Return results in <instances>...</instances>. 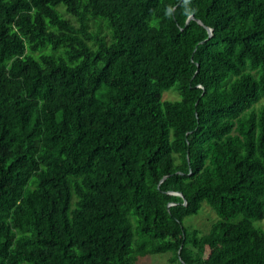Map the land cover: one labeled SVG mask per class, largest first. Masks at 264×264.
I'll list each match as a JSON object with an SVG mask.
<instances>
[{
    "label": "trees",
    "instance_id": "1",
    "mask_svg": "<svg viewBox=\"0 0 264 264\" xmlns=\"http://www.w3.org/2000/svg\"><path fill=\"white\" fill-rule=\"evenodd\" d=\"M263 219L264 0H0V264H264Z\"/></svg>",
    "mask_w": 264,
    "mask_h": 264
},
{
    "label": "rangeland",
    "instance_id": "2",
    "mask_svg": "<svg viewBox=\"0 0 264 264\" xmlns=\"http://www.w3.org/2000/svg\"><path fill=\"white\" fill-rule=\"evenodd\" d=\"M179 94L176 91L168 90L164 94V98L176 99ZM217 219L216 212L206 203H204L203 210L196 216H194L190 223H193L196 227L200 228L203 232L209 230L212 222ZM256 225L264 228V219L262 221H256ZM171 253L164 254H152L144 258H141L136 264H179L177 262L170 261Z\"/></svg>",
    "mask_w": 264,
    "mask_h": 264
},
{
    "label": "water",
    "instance_id": "3",
    "mask_svg": "<svg viewBox=\"0 0 264 264\" xmlns=\"http://www.w3.org/2000/svg\"><path fill=\"white\" fill-rule=\"evenodd\" d=\"M191 19H196L195 16H190L189 19H188V22L191 20ZM199 21V23H201L202 25H205V23L201 20V19H197ZM209 31V37H211L213 35V30L212 28H210L209 26L205 25ZM181 194V193H180Z\"/></svg>",
    "mask_w": 264,
    "mask_h": 264
},
{
    "label": "clouds",
    "instance_id": "4",
    "mask_svg": "<svg viewBox=\"0 0 264 264\" xmlns=\"http://www.w3.org/2000/svg\"><path fill=\"white\" fill-rule=\"evenodd\" d=\"M185 11H186V15H192V13L195 11V9H191L190 11L189 10H185Z\"/></svg>",
    "mask_w": 264,
    "mask_h": 264
}]
</instances>
